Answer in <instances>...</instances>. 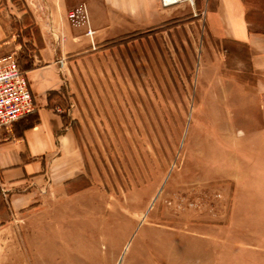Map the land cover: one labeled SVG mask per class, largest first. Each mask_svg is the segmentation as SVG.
Here are the masks:
<instances>
[{
  "label": "rangeland",
  "instance_id": "1",
  "mask_svg": "<svg viewBox=\"0 0 264 264\" xmlns=\"http://www.w3.org/2000/svg\"><path fill=\"white\" fill-rule=\"evenodd\" d=\"M89 1L0 0V55L33 68L41 43L60 48L74 137L66 182L12 213L0 197V264H264L247 50L209 38L208 0H98L109 24L92 47Z\"/></svg>",
  "mask_w": 264,
  "mask_h": 264
},
{
  "label": "crops",
  "instance_id": "2",
  "mask_svg": "<svg viewBox=\"0 0 264 264\" xmlns=\"http://www.w3.org/2000/svg\"><path fill=\"white\" fill-rule=\"evenodd\" d=\"M136 1L142 6L146 2ZM95 2L98 0L88 3L90 28L94 31L90 37L92 47L100 40V29L109 24L106 12H101L100 25L96 24L92 11ZM206 28L209 38L215 41L245 47L251 79L249 89L245 85L239 89L252 91L253 99L258 101L253 90L264 92V0H208ZM38 49V54L31 55L34 67L26 71L34 100L33 115L0 127V197L11 213L29 205L38 193L68 180V159L74 148L73 132L65 109H61V68L57 70L55 66L63 55L57 43L51 48L41 43ZM260 113L264 124L262 104ZM31 122V126L23 128Z\"/></svg>",
  "mask_w": 264,
  "mask_h": 264
},
{
  "label": "built area",
  "instance_id": "3",
  "mask_svg": "<svg viewBox=\"0 0 264 264\" xmlns=\"http://www.w3.org/2000/svg\"><path fill=\"white\" fill-rule=\"evenodd\" d=\"M190 0H161L166 7ZM73 23L87 22L83 4L68 12ZM86 34L92 36L93 31L87 27ZM62 65V59L58 60ZM34 110V100L29 88L26 71L19 68L15 55H0V127L10 126L20 117Z\"/></svg>",
  "mask_w": 264,
  "mask_h": 264
},
{
  "label": "trees",
  "instance_id": "4",
  "mask_svg": "<svg viewBox=\"0 0 264 264\" xmlns=\"http://www.w3.org/2000/svg\"><path fill=\"white\" fill-rule=\"evenodd\" d=\"M16 61H17V60H16ZM17 64H18L19 68L22 69L23 71H27V70H30V69L32 68V67H31V68H30V67H27V68H23V67H21V65L19 64L18 61H17ZM28 115H30V114L24 115V116L20 117L18 120H21L22 118H24V117H26V116H28ZM18 120H17V121H18ZM27 124H28V123H27ZM27 124L24 125L23 128L29 127V126H31L33 123L31 122V123H29L28 125H27Z\"/></svg>",
  "mask_w": 264,
  "mask_h": 264
}]
</instances>
